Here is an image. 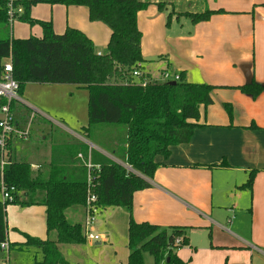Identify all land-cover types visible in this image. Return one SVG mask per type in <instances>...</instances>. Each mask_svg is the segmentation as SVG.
<instances>
[{
    "label": "trees",
    "instance_id": "1",
    "mask_svg": "<svg viewBox=\"0 0 264 264\" xmlns=\"http://www.w3.org/2000/svg\"><path fill=\"white\" fill-rule=\"evenodd\" d=\"M37 4L86 7L88 20L102 23L109 31L103 53L96 54L93 42L77 29L66 28L62 34H55L51 23L31 19L29 11ZM17 5L23 10L18 20L40 26L42 38L14 40L6 31L0 37V79L5 61L10 59L12 77L19 86V97L28 84L73 85L85 89L88 92V127L83 130L85 138L104 149L90 139L92 129L109 126L107 128L115 131L122 128L121 139L112 140L105 146L117 156L118 162L131 171L94 151L90 152L89 158L92 165L99 166V177L93 181L95 188L92 191L98 207L103 210L120 208L128 214L126 248L129 255L126 264H144V254L153 258V264L166 263L167 259L166 264H188L177 257V252L189 245L190 229L135 223L131 215L132 197L134 193L150 188L149 181L159 166L155 163L156 157L167 159L170 148L189 143L199 127L200 108L205 109L212 104L211 93L216 88L186 83L182 73L179 74L180 81L165 83L132 76L134 71H142L144 64L137 14L147 8L148 2L18 0ZM220 13L223 11L185 13L182 16L192 24H198ZM167 19L169 23L170 14ZM7 26L5 5L0 0V32ZM237 90L254 99L264 91V87L252 82ZM10 107L15 113L20 106L12 102ZM79 154L83 161L88 159L87 149L83 146L73 148L64 145L53 150L47 178L34 175L26 163L12 161L8 153L0 170V182L15 189L14 200L10 204L21 208H44L46 231L56 234L54 241L25 235L20 246L34 248L42 256L41 261L34 264H70L62 257L59 246H80L85 242L82 226L69 224L65 218L68 209H83L85 205L86 169L82 161L77 160ZM255 173L250 172L245 184L238 189L251 193ZM10 204L0 205V245L7 242L6 207ZM0 253L3 254L1 249Z\"/></svg>",
    "mask_w": 264,
    "mask_h": 264
},
{
    "label": "crops",
    "instance_id": "2",
    "mask_svg": "<svg viewBox=\"0 0 264 264\" xmlns=\"http://www.w3.org/2000/svg\"><path fill=\"white\" fill-rule=\"evenodd\" d=\"M140 1L148 2L146 9L157 17L165 15L168 8L175 5L184 8L185 13L219 10L223 13L198 24L175 17L177 22L187 20L190 26L187 36L183 34L178 42L175 41V55L188 69H192L189 59L193 60L197 72L193 75L181 70L174 74L182 73L186 83L200 82L216 89L211 93L212 104L200 108L199 127L189 143L170 148L167 159L155 158L159 166L149 181L150 188L133 194L132 219L137 224L148 223L162 228H189L188 239L195 230L207 228L228 233L227 229L233 228L234 222L226 219L239 211L242 192H248L238 187L245 184L250 172L255 171L247 208L253 218L252 234L243 242L253 251L260 252L259 246H264L259 235V231L264 232V91L253 99L237 88L252 82L264 87V0ZM157 62L163 65L159 76L171 72V64L165 56L159 57ZM140 74L153 80L159 78L145 74L143 64ZM64 97L69 99L68 103ZM21 100L22 105L14 113L16 125L19 129L29 126L34 138L12 139L7 151L9 159L21 163L18 153L22 149L32 173L43 178L42 167L46 165L49 170L54 147H63L61 141L65 136L74 140L73 148L85 147L88 158L94 151L108 159L103 149L88 141L83 133L88 127V92L85 89L73 85L28 84ZM64 111H70L69 118L63 116ZM54 137L58 142H54ZM79 155L77 160L81 161ZM112 210L110 218L118 222L119 228L126 229L127 212L120 208ZM16 212L14 224L21 217L28 223L33 219L39 222L38 233L33 234L30 230L29 237L42 240L43 233H47L45 209L18 207ZM8 237L7 231L6 240ZM14 243L24 242L20 239L7 242L8 246ZM192 250L189 246V253ZM180 253L178 250L177 257L182 262L192 264L191 259ZM231 264L249 263L232 260Z\"/></svg>",
    "mask_w": 264,
    "mask_h": 264
},
{
    "label": "rangeland",
    "instance_id": "3",
    "mask_svg": "<svg viewBox=\"0 0 264 264\" xmlns=\"http://www.w3.org/2000/svg\"><path fill=\"white\" fill-rule=\"evenodd\" d=\"M168 11L169 12L165 15L162 14L158 17L151 14L147 9L138 13L137 24L142 34L141 56L145 61L143 64V71L145 74H150L152 78L158 77L160 71L163 69V65L161 62H157V59L165 56L171 64L170 76L175 72H181V70H186V74H190L191 72L193 75H196L197 69L193 60L189 59L192 69H188L181 64L178 55H175L177 51L174 45L175 41L178 42L179 37L183 34L187 36L190 29L187 20L179 19V22H177L175 19V17H183L182 15L185 14L184 8L175 5V7H169ZM169 14L171 15V19L168 23L167 17ZM29 16L34 21L51 23L53 32L57 34L63 33L66 28L79 30L92 40L96 54L103 53L109 40V31L106 26L102 23L90 22L88 20L87 8L84 6L65 8L60 5L50 7L46 4H37L31 7ZM6 31L9 34V38L14 40H24L29 37L42 38V29L40 26L29 25L19 20H15L12 25H8L6 29L2 28L0 37L3 36ZM198 84L201 83L199 82ZM67 100L69 101V99L64 97V101L68 103ZM17 104L22 105L21 103ZM63 113L65 118H69L70 111H64ZM100 127L102 128L92 129V137H90V139L97 141V144L103 146V151L106 157H108V160L119 164L117 162V156L115 157L112 155V151H109L105 145H108L112 140L121 139L122 132L120 133V131L122 128L119 127L117 130L112 131L110 128H107L109 126ZM33 134L29 132V137H31V139L34 138ZM53 140L54 142H58L55 137ZM61 143L69 147L74 144V140L65 136ZM57 149L60 148L54 147V150ZM20 151L21 152L18 153L20 156L18 160L21 163H25L27 160V158H25V152L22 149ZM41 171L43 172V178H47L49 171L48 167L46 165L43 166ZM242 193L243 196L241 195L239 200V211L229 215V219H226L228 222H234L233 228L227 229L230 234L222 229H220V231L213 230L212 228L195 230L189 236V245L180 249L181 256H184L186 259H191L192 264H231L232 260H238V262L239 260H245L249 264H264V246L258 245L260 247V252H256V250L253 251L243 242V239L248 240L251 237L253 218L247 211L251 200L250 193L245 191ZM18 207L19 206L11 204L6 207L7 231L9 232L7 242L9 241L10 243L16 242L19 239L24 242L25 235L31 236L32 232L30 230H33V234H37L39 231V222L34 219L31 223H28L25 218L21 217V220H19V218L16 220L17 224L13 223V219L16 218L15 215H17L16 211H18ZM75 209L77 208L69 209L66 212V220L69 224H80L83 226V210L82 208H78V210ZM112 211V209H99L98 211L96 226L92 227V234L97 235L100 239L99 241H91L85 238L84 244L80 246H59L62 257L68 263H127L129 255L126 248L128 223H126V229L122 227L119 228L118 222L110 218ZM259 235L264 241V232H262V230L259 231ZM13 237L16 238L14 239ZM55 239V232L45 233V235L43 233L42 241ZM96 243L99 245H95ZM20 245L21 244L17 243L10 244L8 254L4 252L3 254L0 253V264H3L6 258H8V264H34L35 262L41 261L42 256L38 251L34 248H24ZM189 246L193 248L190 253ZM243 256L246 259H244ZM143 260L144 264H153V258L147 254L143 255Z\"/></svg>",
    "mask_w": 264,
    "mask_h": 264
},
{
    "label": "built area",
    "instance_id": "4",
    "mask_svg": "<svg viewBox=\"0 0 264 264\" xmlns=\"http://www.w3.org/2000/svg\"><path fill=\"white\" fill-rule=\"evenodd\" d=\"M5 5V11L7 15L8 25H12L15 20H18L23 10L17 5L18 0H3ZM134 78L141 77L139 70H136L132 73ZM158 83L165 82H178L180 77L178 74H173L170 76V73L163 72L160 74L158 79H154ZM19 86L12 77V66L10 59L6 60L3 65L2 77L0 79V102L5 101L4 104H0V170H2L6 157L8 146L12 139H18L21 141L27 140L29 137V126L25 129H19L15 123L14 113L11 110V103H21V97L18 94ZM83 163V166L86 169V200L83 207L84 213V223H83V233L84 237L88 238L91 241H99L97 235L92 234V227L96 226V218L98 215L99 207L96 204V196L93 194V189L95 184L93 181L99 177V166L92 165L90 159L83 161L81 155L78 156ZM121 165V163H120ZM126 168V170L131 171L128 166L121 165ZM15 189L13 187L4 186L0 182V205L4 206L10 204L14 200ZM1 252H9V246L7 242L0 245ZM3 264H8V258L3 261Z\"/></svg>",
    "mask_w": 264,
    "mask_h": 264
},
{
    "label": "water",
    "instance_id": "5",
    "mask_svg": "<svg viewBox=\"0 0 264 264\" xmlns=\"http://www.w3.org/2000/svg\"><path fill=\"white\" fill-rule=\"evenodd\" d=\"M171 85L173 84V82L172 83H170ZM98 244V243H97ZM166 263H168V259H167V261H166Z\"/></svg>",
    "mask_w": 264,
    "mask_h": 264
}]
</instances>
